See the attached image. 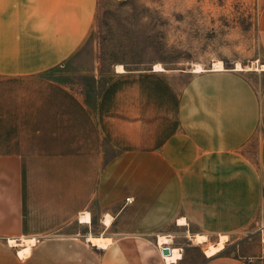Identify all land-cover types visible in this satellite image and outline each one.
Returning <instances> with one entry per match:
<instances>
[{
	"label": "crops",
	"instance_id": "0c3cea01",
	"mask_svg": "<svg viewBox=\"0 0 264 264\" xmlns=\"http://www.w3.org/2000/svg\"><path fill=\"white\" fill-rule=\"evenodd\" d=\"M97 4L0 0V264H264V70L202 72L197 117L85 98L63 70ZM259 35L264 66V9Z\"/></svg>",
	"mask_w": 264,
	"mask_h": 264
},
{
	"label": "rangeland",
	"instance_id": "374dc122",
	"mask_svg": "<svg viewBox=\"0 0 264 264\" xmlns=\"http://www.w3.org/2000/svg\"><path fill=\"white\" fill-rule=\"evenodd\" d=\"M263 9L264 0H98L90 37L63 70L64 82L88 99L114 83L137 92L159 117L175 118L182 106L197 117L199 96L184 89L196 84L198 65L205 72H260Z\"/></svg>",
	"mask_w": 264,
	"mask_h": 264
},
{
	"label": "bare ground",
	"instance_id": "6f19581e",
	"mask_svg": "<svg viewBox=\"0 0 264 264\" xmlns=\"http://www.w3.org/2000/svg\"><path fill=\"white\" fill-rule=\"evenodd\" d=\"M118 69H119V71H121V72H123L124 71V69H123V67L122 66H119L118 67ZM237 70H243V68H242V66L240 65V64H238V66H237V68H236ZM261 70L263 69L264 70V66H262L261 68H260ZM164 69L162 68V66H160V65H157L156 66V71H163ZM194 72H196V73H202V72H205V68L203 67V66H201V65H198L196 68H195V70H194ZM196 239L199 241V242H204V241H206L207 240V238L206 237H204V236H198V237H196ZM227 240V237L226 236H223L222 237V239H221V243L216 247L217 248V250H222L225 246V241ZM24 241V240H23ZM92 241L94 242V243H98V242H100V243H102V244H104V240L103 239H92ZM160 241L161 242H167V239L166 238H161L160 239ZM34 242L33 241H24V242H22V244L21 245H28V246H31L32 244H33ZM106 243V242H105ZM10 244H15V246H20V244H18V243H16L15 241L14 242H10ZM168 261L169 262H171V261H176V257L175 256H172L171 258H168Z\"/></svg>",
	"mask_w": 264,
	"mask_h": 264
},
{
	"label": "water",
	"instance_id": "95a60500",
	"mask_svg": "<svg viewBox=\"0 0 264 264\" xmlns=\"http://www.w3.org/2000/svg\"><path fill=\"white\" fill-rule=\"evenodd\" d=\"M164 254H169L170 253V249L168 247L164 248L163 250Z\"/></svg>",
	"mask_w": 264,
	"mask_h": 264
},
{
	"label": "built area",
	"instance_id": "2783aa9c",
	"mask_svg": "<svg viewBox=\"0 0 264 264\" xmlns=\"http://www.w3.org/2000/svg\"><path fill=\"white\" fill-rule=\"evenodd\" d=\"M133 200L131 198H127V202H132ZM264 243V241H263ZM263 251H264V247H263Z\"/></svg>",
	"mask_w": 264,
	"mask_h": 264
}]
</instances>
